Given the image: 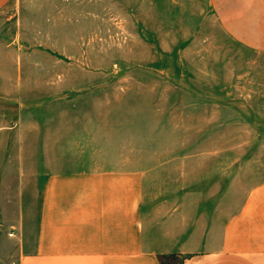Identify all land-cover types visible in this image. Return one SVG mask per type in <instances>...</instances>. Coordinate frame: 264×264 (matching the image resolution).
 Instances as JSON below:
<instances>
[{
    "label": "crops",
    "instance_id": "0c3cea01",
    "mask_svg": "<svg viewBox=\"0 0 264 264\" xmlns=\"http://www.w3.org/2000/svg\"><path fill=\"white\" fill-rule=\"evenodd\" d=\"M192 2L264 51V0ZM28 3L0 0V62L12 70L0 93L17 101L0 123V264H264V178L234 199L231 189L216 197L200 188L197 157H137L125 111L88 107L57 77L47 95H26ZM47 4L66 18L77 3ZM17 15L19 27H3Z\"/></svg>",
    "mask_w": 264,
    "mask_h": 264
},
{
    "label": "rangeland",
    "instance_id": "374dc122",
    "mask_svg": "<svg viewBox=\"0 0 264 264\" xmlns=\"http://www.w3.org/2000/svg\"><path fill=\"white\" fill-rule=\"evenodd\" d=\"M24 1L26 95H47L57 77L88 107L125 111L137 157H197L200 188L216 197L231 189L234 199L264 178V51L227 34L206 5L73 0V14L58 18L49 0ZM96 11L102 18H87ZM15 18L3 27H19ZM10 71L0 62V86ZM16 102L0 93V123Z\"/></svg>",
    "mask_w": 264,
    "mask_h": 264
},
{
    "label": "built area",
    "instance_id": "2783aa9c",
    "mask_svg": "<svg viewBox=\"0 0 264 264\" xmlns=\"http://www.w3.org/2000/svg\"><path fill=\"white\" fill-rule=\"evenodd\" d=\"M9 235H10V236H13V235H14V232L9 233Z\"/></svg>",
    "mask_w": 264,
    "mask_h": 264
}]
</instances>
